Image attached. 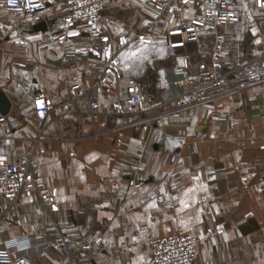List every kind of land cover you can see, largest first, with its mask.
I'll return each mask as SVG.
<instances>
[{
  "label": "crops",
  "instance_id": "crops-1",
  "mask_svg": "<svg viewBox=\"0 0 264 264\" xmlns=\"http://www.w3.org/2000/svg\"><path fill=\"white\" fill-rule=\"evenodd\" d=\"M1 3L0 89L10 108L0 121V154L16 161L31 153L34 172L57 206L44 210L32 191L11 205L3 202L0 244L23 233L48 237L51 246L26 264H144L151 238L176 231L201 237L212 228L213 236L199 240L192 264H264V115L256 111L264 83L193 108L189 125L113 114V94L104 91L98 110L88 112L83 80H96L103 64L75 52L88 43L87 26H71L60 44L53 33L63 0H49L36 15ZM102 11L109 18L103 28L130 40L117 51L123 75L150 83L157 101L172 103L180 90L175 82L211 52L208 33L170 47L172 21L156 25L150 0H105ZM193 11L189 4L185 14ZM40 22L46 28L34 29ZM258 34L247 52L242 55L239 45L226 58L253 57L264 32ZM71 87L81 94L70 97ZM37 93L50 103L43 119L34 110ZM136 163L141 169L132 185L128 176ZM60 235L66 247L57 246ZM84 244L88 256L77 252Z\"/></svg>",
  "mask_w": 264,
  "mask_h": 264
},
{
  "label": "built area",
  "instance_id": "built-area-1",
  "mask_svg": "<svg viewBox=\"0 0 264 264\" xmlns=\"http://www.w3.org/2000/svg\"><path fill=\"white\" fill-rule=\"evenodd\" d=\"M105 0H63L64 10L59 16L60 27L53 33L61 44L68 35V29L78 23L88 28V43L76 46L75 52L92 54L101 60V75L94 81L83 80L87 95V111L96 112L102 91L113 94L111 111L126 116L132 121L148 119L161 126L189 125L191 110L201 104L244 90L249 86L264 83V34L256 46L255 54L249 59H227L231 42H242L251 27L253 11H264V0H150L157 10L156 25H163L170 18L172 25L167 29L170 47H183L196 42L204 33L211 34L213 44L208 56L200 58L188 68L186 77L177 80L179 93L172 103L157 101L150 83H142L122 73L118 50L130 42L125 33L113 38L103 24L109 18L103 14ZM49 0H2V7L8 11L27 15L42 12ZM193 12L185 14L189 6ZM135 38L142 39L137 32ZM81 91L69 89V96L75 97ZM38 101L40 102L38 104ZM36 115L47 116L50 103L47 95L37 93L33 98ZM65 111L70 112L66 107ZM257 113L264 115V99L257 103ZM3 115L0 114V121ZM140 165L135 164L128 176L129 184L139 180ZM36 194L41 208L51 212L57 203L44 178L34 172L31 153H24L18 160H9L0 154V210L3 202L13 204L23 192ZM158 199L162 196L158 195ZM215 230L208 228L203 236L182 231L151 238L148 242L149 256L144 264H192L198 254L197 244L201 238L213 236ZM52 244L46 236H32L27 233L7 236L0 244V264H26L30 258L44 253ZM57 246L66 247L63 235ZM80 256L91 253L89 245L78 246Z\"/></svg>",
  "mask_w": 264,
  "mask_h": 264
},
{
  "label": "rangeland",
  "instance_id": "rangeland-1",
  "mask_svg": "<svg viewBox=\"0 0 264 264\" xmlns=\"http://www.w3.org/2000/svg\"><path fill=\"white\" fill-rule=\"evenodd\" d=\"M250 21H251V27L249 29V32L246 36V39L245 41H249V39L254 40V37L253 35L256 34V37L258 38L259 34L258 33H263L264 32V11H260V12H257V11H253L251 12V16H250ZM244 41V42H245ZM232 43H230V52H231V49H239V45H242V55L248 51L249 49L247 48L245 51L243 50L244 49V45H246L245 43H239L237 42L236 45H234ZM249 47V46H247ZM236 51V50H235ZM229 52V54H230ZM237 53V52H235Z\"/></svg>",
  "mask_w": 264,
  "mask_h": 264
},
{
  "label": "water",
  "instance_id": "water-1",
  "mask_svg": "<svg viewBox=\"0 0 264 264\" xmlns=\"http://www.w3.org/2000/svg\"><path fill=\"white\" fill-rule=\"evenodd\" d=\"M34 29H45L46 28V22H40L38 24H35L33 26ZM10 108V100L6 96V94L0 89V114L6 115Z\"/></svg>",
  "mask_w": 264,
  "mask_h": 264
},
{
  "label": "trees",
  "instance_id": "trees-1",
  "mask_svg": "<svg viewBox=\"0 0 264 264\" xmlns=\"http://www.w3.org/2000/svg\"><path fill=\"white\" fill-rule=\"evenodd\" d=\"M246 39V38H245ZM245 39H244V41H245ZM242 41V42H240V43H245L246 45H244L243 47H244V51L248 48H250L251 47V44H252V40L251 39H249V41H248V43H247V41ZM247 46H249V47H247ZM247 52V51H246Z\"/></svg>",
  "mask_w": 264,
  "mask_h": 264
},
{
  "label": "snow or ice",
  "instance_id": "snow-or-ice-1",
  "mask_svg": "<svg viewBox=\"0 0 264 264\" xmlns=\"http://www.w3.org/2000/svg\"><path fill=\"white\" fill-rule=\"evenodd\" d=\"M40 102L38 101V104H39Z\"/></svg>",
  "mask_w": 264,
  "mask_h": 264
}]
</instances>
